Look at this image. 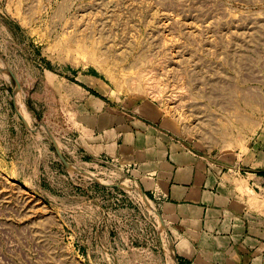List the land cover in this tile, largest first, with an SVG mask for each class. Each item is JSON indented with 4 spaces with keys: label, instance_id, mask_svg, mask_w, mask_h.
Listing matches in <instances>:
<instances>
[{
    "label": "rangeland",
    "instance_id": "1",
    "mask_svg": "<svg viewBox=\"0 0 264 264\" xmlns=\"http://www.w3.org/2000/svg\"><path fill=\"white\" fill-rule=\"evenodd\" d=\"M0 67V264H155L166 232L126 163L70 156L55 177L52 138L78 145L68 129L106 98L162 108L218 158L242 151L264 123V0H0ZM95 223L117 243L91 244Z\"/></svg>",
    "mask_w": 264,
    "mask_h": 264
},
{
    "label": "crops",
    "instance_id": "2",
    "mask_svg": "<svg viewBox=\"0 0 264 264\" xmlns=\"http://www.w3.org/2000/svg\"><path fill=\"white\" fill-rule=\"evenodd\" d=\"M91 101L68 133L75 132V148L85 159L134 164L132 176L154 200L166 232L169 252L155 264H264V123L242 151L218 158L171 132L162 108ZM29 152L28 164L18 166H36ZM51 166L59 167L55 177L68 173L56 159ZM20 171L19 178L32 177ZM114 228L93 226L91 244L101 231L116 244Z\"/></svg>",
    "mask_w": 264,
    "mask_h": 264
},
{
    "label": "built area",
    "instance_id": "3",
    "mask_svg": "<svg viewBox=\"0 0 264 264\" xmlns=\"http://www.w3.org/2000/svg\"><path fill=\"white\" fill-rule=\"evenodd\" d=\"M68 140H70L71 141V138L70 139H68ZM75 141V140H74ZM63 149L68 153V156L69 157H67L68 159L70 158V156L73 158V159H75V162H76V159H84L83 158V156L81 155V154H78L77 153V148H75L74 146H72V145H67V146H65V147H63ZM104 159H107V161L108 160H111V161H117V162H121L119 159H111V158H105L104 157ZM73 163V162H72ZM75 166H76V164L75 163H73ZM133 163L131 162V163H126V167L127 168H129L131 171H132V168H133ZM77 167V166H76ZM80 168V167H79ZM68 169V168H67ZM68 173H69V170H68ZM95 179V178H94ZM98 180V179H97ZM100 183V182H99ZM114 186H119V185H114ZM158 213V212H157ZM159 214V213H158ZM160 216V215H159ZM93 226H95V227H100L99 225H96V223L95 224H93L92 226H91V228L93 227ZM102 228H104V227H100V230H102ZM106 228V227H105ZM114 229H116V228H114Z\"/></svg>",
    "mask_w": 264,
    "mask_h": 264
},
{
    "label": "water",
    "instance_id": "4",
    "mask_svg": "<svg viewBox=\"0 0 264 264\" xmlns=\"http://www.w3.org/2000/svg\"><path fill=\"white\" fill-rule=\"evenodd\" d=\"M1 70L3 71H7L6 69L0 67ZM21 88L20 83L17 81V88L16 91H19ZM52 140L54 141V146L56 149L57 154L59 155L61 161L63 162V164L69 169V170H74L73 167H75V165L69 161V159L65 156V154L63 153V151L61 150L60 146H58V144L56 143V141L52 138ZM120 186V185H119ZM142 193L146 196V194L142 191ZM160 215V214H159ZM162 221V220H161ZM163 224V222H162Z\"/></svg>",
    "mask_w": 264,
    "mask_h": 264
},
{
    "label": "bare ground",
    "instance_id": "5",
    "mask_svg": "<svg viewBox=\"0 0 264 264\" xmlns=\"http://www.w3.org/2000/svg\"><path fill=\"white\" fill-rule=\"evenodd\" d=\"M91 177V176H90ZM93 177V176H92ZM123 185L127 186L126 183H123ZM137 191H139L144 199V201L146 203H148L149 207L151 208V210L153 212H155L157 209L155 208L154 204L153 203H150L148 199H146L147 197L142 193V190L141 188L139 187V185L135 188ZM159 213V212H158ZM175 260V259H174Z\"/></svg>",
    "mask_w": 264,
    "mask_h": 264
}]
</instances>
